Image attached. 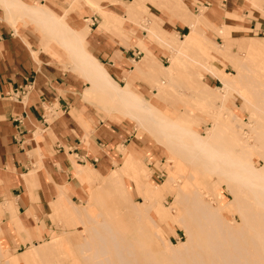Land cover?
<instances>
[{
	"label": "crops",
	"instance_id": "crops-1",
	"mask_svg": "<svg viewBox=\"0 0 264 264\" xmlns=\"http://www.w3.org/2000/svg\"><path fill=\"white\" fill-rule=\"evenodd\" d=\"M22 1L41 5L56 17L66 15L72 27L87 30L86 50L119 86L145 97L162 116L187 125L197 115V103L215 107L210 119L218 123L205 135L220 127L229 146L222 124L230 123L219 120H232L231 113L239 111L226 108L228 90L248 103L253 100L242 87L247 89L251 80L264 85V42L236 35L248 28L264 32V0H122L130 5L89 0L102 14L85 0ZM17 27L0 6V254L6 255L0 264H40L35 247L50 241L55 214L64 211L68 225L73 224L72 206L85 205L119 158H125L122 165L135 166L150 150L140 135L152 137L121 110L104 107L94 96L87 99L90 83L70 51L33 25ZM207 30L221 37L224 56ZM233 47L246 56L240 58ZM216 54L235 63L237 73L226 74L215 65ZM225 74L233 85L224 84ZM207 75L222 87L203 81ZM164 150L156 143L155 158ZM91 183L96 185L92 190ZM124 183L130 190L128 179ZM81 190L88 198L78 205L70 197ZM22 248L18 255L9 251Z\"/></svg>",
	"mask_w": 264,
	"mask_h": 264
},
{
	"label": "bare ground",
	"instance_id": "bare-ground-1",
	"mask_svg": "<svg viewBox=\"0 0 264 264\" xmlns=\"http://www.w3.org/2000/svg\"><path fill=\"white\" fill-rule=\"evenodd\" d=\"M0 6L16 30L18 23L33 25L70 51L75 66L90 83L88 89L101 94V100L110 105V109L121 110L132 117L158 145L171 153L167 158L170 162L182 166L171 169L161 186L143 178L129 162L120 165L119 170H112L95 189V204L99 207L96 216L87 208L72 206V212L82 219L85 234H72L63 241L55 239L43 247L36 246L47 264L51 263L53 255L64 258L62 243H72L76 248L73 264H264V111L252 129L257 136L255 146L245 140L244 147L232 154L223 141L207 139L162 116L145 97L134 93L129 86H119L86 50L84 30L72 27L66 15L56 17L45 7L22 0H0ZM223 79L226 86L233 85L234 79L227 78L226 74ZM260 86V96H263L264 85ZM255 155L260 157L262 165L255 162ZM195 168L216 176L215 182L226 181L233 196L230 203L240 215L239 223L227 220L220 209L206 199L210 194L197 186ZM129 177L143 198L141 206L129 199L124 183ZM172 184L176 193L171 208L179 211L177 220L187 235V239L176 246L166 242L162 227L153 216L157 200L150 194L153 189L162 193ZM115 194L123 201L122 209L136 220L129 215L123 224L122 217L114 218L105 210ZM153 238L163 241L162 251L152 252L149 243ZM4 258L1 253V262ZM8 262L3 264L12 261Z\"/></svg>",
	"mask_w": 264,
	"mask_h": 264
},
{
	"label": "rangeland",
	"instance_id": "rangeland-1",
	"mask_svg": "<svg viewBox=\"0 0 264 264\" xmlns=\"http://www.w3.org/2000/svg\"><path fill=\"white\" fill-rule=\"evenodd\" d=\"M85 1L87 2V4H89L92 7V9L95 12L102 14L100 7L96 6L95 4H92L91 2H89V0H85ZM112 2H120L123 5L129 4L128 2H125L122 0H113ZM249 17H252V15L250 14ZM9 22H11L10 19H9ZM83 30L86 33L87 30L85 29ZM213 32L207 30L206 34L213 41L217 42L216 50L218 53L221 52V54H223L224 56V51H223L224 45H221L222 39L218 34H216L215 32L213 33ZM236 35L239 37H242V36L250 37L251 36V37H254L260 40L261 42H264V32H259L257 30H251L248 28L247 30H241V32H238ZM179 36L182 37L183 35H179ZM225 41L226 40H224L223 44L225 43ZM260 46L264 48V45H260ZM232 50H233V53L237 52L240 58L246 56V55L243 56L245 53L243 51H238L236 47H233ZM170 51L171 49L169 48V52ZM167 54H168V57H167L166 65L169 64L170 53H167ZM215 57L216 59H214L212 62L218 67L223 68V71L226 74L228 73L229 75H235L237 73V70H236L237 65L234 62L233 63L235 66L231 62L226 61L225 59H223L221 56H218L217 54ZM225 58H226V54H225ZM261 65L264 66V61H261ZM249 66H250L249 68L253 67L252 64L251 65L249 64ZM203 81L207 82L211 86L216 85L215 88L222 87V84L216 78L212 76H208V75L205 76L203 78ZM246 85H247L246 86L247 89L251 91L252 94L244 87H242V91H244L245 96L248 97L251 101L253 100V102L247 103V101L243 97H241V95L239 96V93H237L236 91L228 90L229 91L228 93L231 94V96L228 98L227 101H225L226 108L230 109L231 111H235V112L239 111V112L236 113L237 116L231 113L232 120H228V121L219 120V121L228 122L231 124L230 125V124L221 123L223 127L227 128V134L229 135V139L232 142L233 146L227 145V142H225L222 139V134L224 133V130L220 127H213L212 129H210V134L205 135L206 131L208 130V128L212 126L213 123L215 124L218 123V120L214 119L212 122L210 119V114L215 113V107L213 106H206V104L204 103H197V107L193 109V112H195L197 115L191 118V121L189 123L187 121V125L185 126H190V127L195 128L203 137L207 139L223 141L227 150H229V152H231L232 154L238 153L239 150L242 149V147H244L245 140L247 143L249 142L248 144H250L251 146H255L257 136H255L252 133L253 131L252 129L257 119H261L260 114L262 113V111H264V100H262V97L264 95L260 96V91L262 88L259 85V83H257L256 81L253 82V80H251L250 82L246 83ZM224 91L226 92L227 90H224ZM86 95H87L86 96L87 99H90L91 96H94L93 97L94 99H97L103 102L104 107L110 106L108 104H105L104 101L101 100V94L94 93L91 91V89L87 90ZM238 96L242 98L243 103L242 101H240ZM219 104L220 103L217 102V105ZM240 117L242 121L241 120L239 121L237 119V118L240 119ZM127 129H130L132 135L136 136L137 132H136L135 127L130 126V127H127ZM151 139H149V137H147L146 135H140L141 142L142 143L146 142V145L150 147V150L149 151L147 150L146 154L144 153L143 157H141L134 164H135L136 169L139 171L140 175L143 176V178L146 177L145 179H147L150 183L154 185L157 184V186H161L167 180L168 174L171 169L172 170H175L176 168L181 169L182 166L179 164H173L172 162H170L169 159H167L171 156V153L168 150H164L165 154H162L155 158L154 145L156 143L154 142V140L152 141ZM254 159L258 165H262V161L260 157H258V155H255ZM124 160H125L124 157L116 160V163H114L112 170L114 171L119 170L120 165L124 163ZM197 169L199 168L194 169V171L198 174L197 186L203 192H206V190H208L210 194V196H206V199L210 201L214 207H218L222 215H224V217L227 220L239 223L240 215L237 209L230 203L233 196L230 193V191L227 189L226 181L223 180V181L215 182L216 176L211 175L205 170L197 171ZM112 170H108L103 175L105 176L109 174L110 172H112ZM128 182H129L128 185L130 188V190L129 189L127 190L129 199L135 202L138 206H141V203L143 202V198L139 190L136 187L133 188L132 178L129 177ZM97 185H98V182H97ZM88 186H89V189L92 190L96 185L95 183H91ZM183 187L188 190V187H186L185 185H183ZM95 189L96 188L92 190L91 197L86 203L85 201L87 200L88 197H87V193L83 190H81L82 193L80 195L73 194L70 197L71 199L72 196H74V198H72V201L78 205H83L85 203L84 205L85 207L80 206V208H82V210L87 208V210L90 211V214L92 213L91 214L92 216H96L98 213V209H99V207L95 204V201L97 199L95 197V191H94ZM175 193H176L175 184H172L170 185V187H168V189H165L162 193L153 189L151 190L150 194H151V197L157 200V204L153 209V216L156 222L162 227V231L166 238V242L172 243V245L176 246L180 244L181 242L185 241L187 239V235H186V232L183 226L177 220L179 218V211L177 209L171 208V205L174 202L173 200L175 199ZM160 195H162L161 196L162 201L159 199ZM93 198H94V201H93ZM110 200H111L110 206L105 207V210H107L112 217L114 218L117 216L122 217L124 219L123 224H125L126 219L129 215L134 220H136L135 217H133L131 214L126 213L122 209L124 205L123 201L116 194ZM71 217L73 218V224L68 225V220L66 219L67 216L64 211L58 212V214H55V219L53 220L55 228L52 231L54 234L52 235L50 241H48L47 243L45 242L51 236V234L43 238L40 242H38L41 244L45 243L44 245H41L39 247L48 245L49 243L53 242L55 239H60L63 241L64 238H67L69 235H72V234H77V233L85 234L84 225L80 223L82 219L79 218L73 212H71ZM149 247L152 250V252L157 253L164 249V243L162 240L158 238H153V240L149 243ZM35 248H36V253L39 255L36 257L41 258L40 264H47L44 261L43 257L38 252L37 247ZM61 249L65 252L63 253L65 254L64 258L61 256L53 255L50 258L51 263H48V264H73V260L76 254L75 253L76 248L73 246V244L65 243L63 245L62 243ZM24 250L25 248H22L18 251L9 249L10 252L16 255H18L19 252H22ZM30 253L34 256L32 252ZM5 256L6 255L4 254V257Z\"/></svg>",
	"mask_w": 264,
	"mask_h": 264
},
{
	"label": "built area",
	"instance_id": "built-area-1",
	"mask_svg": "<svg viewBox=\"0 0 264 264\" xmlns=\"http://www.w3.org/2000/svg\"><path fill=\"white\" fill-rule=\"evenodd\" d=\"M94 23H96V18H95V19H93V21H92V24H94Z\"/></svg>",
	"mask_w": 264,
	"mask_h": 264
}]
</instances>
